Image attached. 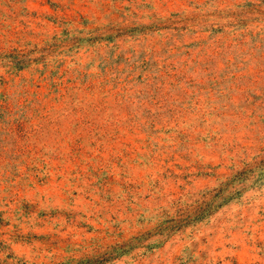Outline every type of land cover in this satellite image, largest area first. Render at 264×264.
<instances>
[{
  "label": "rangeland",
  "instance_id": "374dc122",
  "mask_svg": "<svg viewBox=\"0 0 264 264\" xmlns=\"http://www.w3.org/2000/svg\"><path fill=\"white\" fill-rule=\"evenodd\" d=\"M0 264H264V0H0Z\"/></svg>",
  "mask_w": 264,
  "mask_h": 264
}]
</instances>
